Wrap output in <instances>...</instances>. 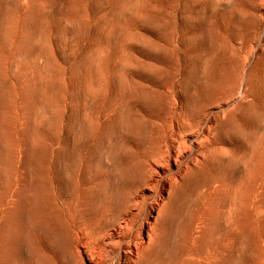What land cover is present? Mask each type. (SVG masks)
Here are the masks:
<instances>
[{"label": "rangeland", "instance_id": "obj_1", "mask_svg": "<svg viewBox=\"0 0 264 264\" xmlns=\"http://www.w3.org/2000/svg\"><path fill=\"white\" fill-rule=\"evenodd\" d=\"M0 264H264V0H0Z\"/></svg>", "mask_w": 264, "mask_h": 264}, {"label": "bare ground", "instance_id": "obj_2", "mask_svg": "<svg viewBox=\"0 0 264 264\" xmlns=\"http://www.w3.org/2000/svg\"><path fill=\"white\" fill-rule=\"evenodd\" d=\"M139 67H140V66H139ZM134 68H135V67H134ZM3 117H4V116H3ZM32 138H33V137H32ZM11 145H12V144H11ZM13 145H14V144H13ZM13 145H12V146H13ZM13 147H14V146H13ZM14 148H15V147H14ZM10 150H11V149H10ZM10 152H11V151H10ZM20 152H21V151H20ZM12 153H13V151H12ZM16 155H17V154H16ZM18 155H19V154H18ZM20 156H21V155H20ZM19 159H20V158H19ZM17 160H18V159H17ZM12 162H13V161H12ZM111 166H112V165H111ZM30 176H31V175H30ZM33 180H34V179H33ZM33 180H32V181H33ZM12 183H13V182H12ZM29 183H31V182H29ZM30 186H31V185H30ZM16 187H17V186H16ZM16 187H15V188H16ZM30 191H31V190H30ZM10 193H11V192H10ZM30 194H31V193H30ZM11 196H12V195H11ZM32 197H33V196H32ZM10 199H11V197H10ZM10 199H9V200H10ZM28 202H29V201H28ZM29 203H30V202H29Z\"/></svg>", "mask_w": 264, "mask_h": 264}]
</instances>
